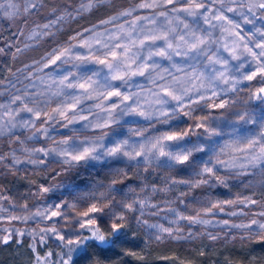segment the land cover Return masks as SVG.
Segmentation results:
<instances>
[{
    "label": "snow or ice",
    "instance_id": "1",
    "mask_svg": "<svg viewBox=\"0 0 264 264\" xmlns=\"http://www.w3.org/2000/svg\"><path fill=\"white\" fill-rule=\"evenodd\" d=\"M108 3L55 0L41 16L44 0H0L23 38L0 55L54 44L0 78V168L45 174L27 195L47 200L0 192V247L27 241L28 264L143 262L124 247L142 233L148 246L207 240L190 258L160 257L202 264L218 242L264 245V0H136L57 39ZM215 185L250 194L193 196Z\"/></svg>",
    "mask_w": 264,
    "mask_h": 264
},
{
    "label": "rangeland",
    "instance_id": "2",
    "mask_svg": "<svg viewBox=\"0 0 264 264\" xmlns=\"http://www.w3.org/2000/svg\"><path fill=\"white\" fill-rule=\"evenodd\" d=\"M136 0H109V3L106 7L101 8L97 12H94L96 15L94 17L90 15L85 16L82 18L79 23L73 22L71 25L66 26L61 33L58 34L57 39L59 41L65 40L69 35H71L75 30L82 28L81 22L88 23L91 25L93 23H96L99 19L106 17L109 14H113L115 10L128 7L130 4L135 3ZM44 3L48 6L47 9L41 14V16H46L47 11L50 10V8L55 3V0H44ZM36 19H41V17H36ZM86 19V21H84ZM85 25V24H84ZM89 25V26H90ZM22 27L21 25L17 24H9L6 21L0 20V47H4L9 43H12L19 39L21 43L19 44L20 47H23V38H18L14 35V33L18 30V28ZM26 32L28 29H24ZM54 46L53 42L51 40H44L41 41L38 45H35L22 53L18 54L15 60L11 58L10 53L14 51V49H8L6 48V51L9 53V55H0V78H3L8 75L6 69L11 68L13 71H16L19 68H23L25 64H31L33 60H38L40 57L50 48ZM62 133L66 134V129L60 130ZM12 147H17V145H12ZM9 151L8 142L4 138H0V152L7 153ZM21 171L16 173V175H11L6 172L5 169L0 168V192H3L4 194L12 197L13 201L16 203H22L24 202L25 198L27 197V202L29 206L31 207L33 204L39 205L42 202L45 201H39L35 197L28 196L27 194L29 192H35L36 190V184H39L41 182H44L45 174H43L40 171H36L33 169L30 165H24L21 166ZM95 175V174H94ZM182 177H187L188 173L181 172L179 174ZM98 179H102L100 177H97ZM33 181L35 183H33ZM140 183V181L133 177L132 180L126 181L127 184H131L132 186H136ZM232 185H237L239 182L232 181L230 182ZM125 185V186H126ZM124 187V186H122ZM181 190L183 189V186H181ZM250 190L244 188L243 186H232L228 189L223 188L222 186L215 185L211 188H203L198 189L193 193V196H195L198 199H202L205 196H211L214 199H233L237 195L243 196V195H249ZM257 198H259V195H257ZM47 199H52V197H48ZM189 200L192 199V197H188ZM229 217L226 216L224 213L218 214V219H228ZM158 218H153V222ZM235 222H239L241 217H233L231 218ZM162 223H165L164 221H160ZM3 227H10L8 224L2 225ZM218 230V229H217ZM234 233H237L238 230H233ZM208 245L209 242L207 240L204 241H196L192 244H184L185 247L191 250H198L201 246ZM49 247L52 250H58L56 248V244L54 241L48 242ZM253 245L254 243L249 242H241L239 239L232 241V240H226L222 242L216 243L214 246L211 247V249L220 248V246H227L230 248H233L234 250H242L243 255L248 256L249 264H256L255 262L257 256H253L250 252L253 251ZM4 249V250H3ZM242 254V253H241ZM30 257V253L27 250V241L25 242L24 247H17L15 244L11 246H3L0 247V264H28ZM251 258V259H250ZM255 261V262H254ZM167 264H170L168 262Z\"/></svg>",
    "mask_w": 264,
    "mask_h": 264
},
{
    "label": "trees",
    "instance_id": "3",
    "mask_svg": "<svg viewBox=\"0 0 264 264\" xmlns=\"http://www.w3.org/2000/svg\"><path fill=\"white\" fill-rule=\"evenodd\" d=\"M96 14H91L94 17ZM86 21V19L84 20ZM80 24V23H79ZM82 27L89 26L88 23L81 22ZM103 178V177H100ZM126 249L137 252L138 255H144L145 261H138L135 257L131 256H120L118 259L120 264H167L160 260V257L166 254L177 253L185 258H190L196 252L195 250L188 249L184 245L179 246L175 244L170 245H151L148 246L144 242L142 233H138L136 238H129V243L124 246ZM253 251L250 253L253 256H257L256 264H264V245L255 244L253 245ZM4 250V249H3ZM227 246H220V248L211 249L207 258H199L202 264H228L229 261H244V264H249V258L244 253ZM242 253V254H241ZM251 259V258H250ZM171 264V262H170Z\"/></svg>",
    "mask_w": 264,
    "mask_h": 264
}]
</instances>
